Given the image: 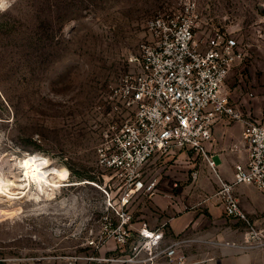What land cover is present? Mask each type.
I'll return each instance as SVG.
<instances>
[{"label":"rangeland","instance_id":"1","mask_svg":"<svg viewBox=\"0 0 264 264\" xmlns=\"http://www.w3.org/2000/svg\"><path fill=\"white\" fill-rule=\"evenodd\" d=\"M192 4L197 38L219 30L242 39L243 60L224 90L244 117L264 124V0H15L0 13V173H18L15 164L32 154L66 171L53 192L32 188L0 202V264H131L121 262L130 242L89 245L104 238L105 206L124 185L97 165L96 148L117 121L110 97L135 71L146 22L185 15ZM261 217L226 220L220 243L233 258L264 264Z\"/></svg>","mask_w":264,"mask_h":264},{"label":"built area","instance_id":"2","mask_svg":"<svg viewBox=\"0 0 264 264\" xmlns=\"http://www.w3.org/2000/svg\"><path fill=\"white\" fill-rule=\"evenodd\" d=\"M14 1L3 0L0 13ZM193 7H187L185 15L158 14L146 22L148 40L131 60L135 71L121 79L110 97L118 104L112 107L117 121L103 132L96 162L112 172L110 179L118 176L124 185L105 206L104 238L98 237L89 245L99 251L107 241L117 248L130 242L129 255L121 262L184 264L178 250L187 240L175 239L162 247L164 234L159 228L152 230L141 223L134 230L136 241L131 242L130 207L138 196L156 188L155 178L146 180L143 176L155 154L188 150L200 156L216 181L212 198L229 219L249 225L234 195L237 186L250 185L264 193V124L243 117L224 90L230 71L243 60V47L232 35L219 30L197 38L190 15ZM220 119L242 123L241 138L247 149L246 162L234 164L230 181L220 176L206 150L211 127ZM79 260L71 258L69 264Z\"/></svg>","mask_w":264,"mask_h":264},{"label":"crops","instance_id":"3","mask_svg":"<svg viewBox=\"0 0 264 264\" xmlns=\"http://www.w3.org/2000/svg\"><path fill=\"white\" fill-rule=\"evenodd\" d=\"M232 36L242 46L238 34ZM239 65L240 62L231 71ZM235 109L242 114L238 106ZM242 129L241 122L225 119L217 120L211 127L206 150L220 176L227 181L232 179L234 164L247 160ZM147 168L145 179L155 178L157 185L153 192L138 196L131 204V242L137 239L134 230L145 223L149 229L162 230V247L175 239L187 240L178 250L184 264H235L236 259L238 264H250L246 256L233 258L230 249L220 243L227 232L226 220H237L227 218L218 201L212 198L216 181L200 156L188 150H172L166 155L155 154ZM234 195L247 218L262 219L264 193L250 185H239Z\"/></svg>","mask_w":264,"mask_h":264},{"label":"bare ground","instance_id":"4","mask_svg":"<svg viewBox=\"0 0 264 264\" xmlns=\"http://www.w3.org/2000/svg\"><path fill=\"white\" fill-rule=\"evenodd\" d=\"M37 155L32 154L19 160L14 166L18 173L10 172L11 180H8L10 176L0 173V202H3L4 198L10 203L32 188L37 192L36 195H45L63 185L65 169L56 168L51 162L48 163L45 158Z\"/></svg>","mask_w":264,"mask_h":264},{"label":"snow or ice","instance_id":"5","mask_svg":"<svg viewBox=\"0 0 264 264\" xmlns=\"http://www.w3.org/2000/svg\"><path fill=\"white\" fill-rule=\"evenodd\" d=\"M0 6H2V0H0Z\"/></svg>","mask_w":264,"mask_h":264},{"label":"clouds","instance_id":"6","mask_svg":"<svg viewBox=\"0 0 264 264\" xmlns=\"http://www.w3.org/2000/svg\"><path fill=\"white\" fill-rule=\"evenodd\" d=\"M2 6H3V0H2ZM2 6H0V7H2Z\"/></svg>","mask_w":264,"mask_h":264}]
</instances>
